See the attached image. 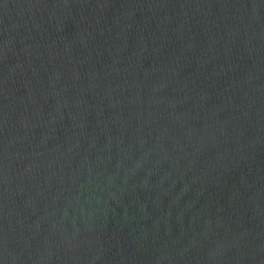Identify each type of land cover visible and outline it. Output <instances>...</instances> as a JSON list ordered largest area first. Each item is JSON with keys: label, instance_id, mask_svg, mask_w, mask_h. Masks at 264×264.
<instances>
[{"label": "water", "instance_id": "water-1", "mask_svg": "<svg viewBox=\"0 0 264 264\" xmlns=\"http://www.w3.org/2000/svg\"><path fill=\"white\" fill-rule=\"evenodd\" d=\"M0 264H264V0H0Z\"/></svg>", "mask_w": 264, "mask_h": 264}]
</instances>
